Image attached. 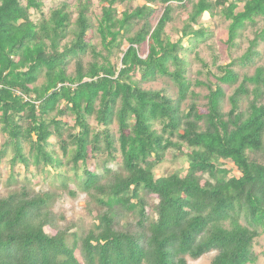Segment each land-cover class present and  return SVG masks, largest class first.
Returning <instances> with one entry per match:
<instances>
[{
    "label": "trees",
    "instance_id": "16d2710c",
    "mask_svg": "<svg viewBox=\"0 0 264 264\" xmlns=\"http://www.w3.org/2000/svg\"><path fill=\"white\" fill-rule=\"evenodd\" d=\"M99 1L97 13L94 0L47 10L46 0H0V264H189L208 253L210 264H256L264 0ZM206 14L228 22L229 49L255 35L226 64L215 54L202 80L190 69L193 59L208 67ZM169 151L186 158L183 176L158 173ZM79 194L90 227L63 226L55 206Z\"/></svg>",
    "mask_w": 264,
    "mask_h": 264
},
{
    "label": "rangeland",
    "instance_id": "374dc122",
    "mask_svg": "<svg viewBox=\"0 0 264 264\" xmlns=\"http://www.w3.org/2000/svg\"><path fill=\"white\" fill-rule=\"evenodd\" d=\"M65 0H46L45 9L47 10L52 5H56L59 2H62ZM69 2H74L75 0H68ZM101 3L99 0H94L93 4V11L100 12ZM161 12V11H160ZM159 12V14H160ZM158 14V15H159ZM188 13L182 12L181 19H179L176 22L175 26L181 27L184 22L183 20L187 18ZM203 23L206 27L210 28L213 31V36L208 37V41L203 43L200 47V55L204 59V61L208 64V67L203 66L202 63L198 62L196 59H193V67L190 69V75L196 79L200 78L202 80H206L208 75L206 73L198 74L199 70L206 71L208 68L213 67L215 69L214 65V56L215 54H218L219 57L217 59L218 64H226L231 61L232 58H235L237 56H241L244 51L249 46V41L254 37L255 33L253 28H249L247 31H245V35L243 38L238 40V45L234 49H229L228 45L225 43V40L228 36V22L221 16H213L211 17L209 14H206L203 17ZM260 26H264V21H261ZM169 30L172 32L173 36L175 38L178 37V33L169 27ZM95 42H100L99 38L95 39ZM211 46V47H210ZM260 49L262 50L263 56L258 60V65L264 64V44L261 45ZM147 50L143 51V53H146ZM121 56L122 53L115 55L114 59L115 61L120 65L121 62ZM194 58V56H192ZM90 59V56H87V60ZM216 63V64H217ZM241 74H245V72H248L249 74H253L255 67L250 68H240ZM164 80L159 79L155 81H149L143 83L144 87L147 88H161L164 86L163 83ZM177 89L173 86H170V94L174 95L176 94ZM195 90L204 96L205 93H207L206 89H203L201 87H195ZM228 95H231L233 92V89H227ZM225 110L229 109V102L228 100L224 104ZM60 137V136H59ZM228 166H232L231 163H228ZM187 168V160L185 157H175V152L169 151L167 155L166 161L159 166L158 173L159 174H169L172 172H180V174L183 176L186 172ZM23 174V173H22ZM9 175V168L7 159H1L0 158V180L4 182L6 178ZM6 193V186L0 185V195ZM89 199L86 195L79 194V196L75 199L71 198L70 196L65 195L62 199L57 202L55 206V211L63 213L65 215V220L60 221L63 226L65 225H71L73 223L77 224L79 227L81 225H85L86 227H90V224L92 222V217L89 214V207H88ZM48 231H54L51 228H47ZM261 235L258 238V242L256 244V250L259 253V259L256 264H264V231L260 229ZM78 256L80 257L79 252H77ZM215 253H208L202 256L199 259L193 260L189 259V264H210L211 260L213 258Z\"/></svg>",
    "mask_w": 264,
    "mask_h": 264
}]
</instances>
